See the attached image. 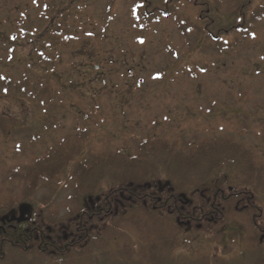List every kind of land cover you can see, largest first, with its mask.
<instances>
[{"label":"rangeland","instance_id":"obj_1","mask_svg":"<svg viewBox=\"0 0 264 264\" xmlns=\"http://www.w3.org/2000/svg\"><path fill=\"white\" fill-rule=\"evenodd\" d=\"M165 1L0 0V79L9 78L12 90L0 94V191L24 198L21 176L36 158L71 140L90 110L109 136L103 147L102 138L93 140L103 151L122 149L133 134L195 142L226 137L264 166V0H198L204 19L175 0L169 17L143 27L140 9L163 8ZM59 10L73 32L60 46L56 81L49 84L63 91L64 107L55 113L61 127L51 128L38 103L13 88L29 67L41 69L30 55ZM98 79L105 84L94 86ZM71 194L41 184L26 203L50 199L46 214L64 217L77 209ZM241 230L229 225L215 234L229 247L224 254L237 251Z\"/></svg>","mask_w":264,"mask_h":264},{"label":"trees","instance_id":"obj_2","mask_svg":"<svg viewBox=\"0 0 264 264\" xmlns=\"http://www.w3.org/2000/svg\"><path fill=\"white\" fill-rule=\"evenodd\" d=\"M174 1L143 6V27L169 17ZM184 1L204 19L198 0ZM64 16L59 10L37 38L42 45L30 56L41 69L29 67L13 88L38 103L51 128L61 127L55 113L64 107L63 91L49 84L56 81L60 46L73 32ZM10 81L0 79L1 95L12 91ZM81 118L71 140L36 158L21 176L24 198L0 191V217H19L23 205L29 209L27 221L0 229V264H264V166L251 151L226 137L195 142L152 134H133L122 149L103 151L92 144L109 138L95 111ZM41 184L70 188L77 209L62 217L46 214L50 199L28 205ZM229 225L240 226L242 234L237 251L224 254L229 247L215 234Z\"/></svg>","mask_w":264,"mask_h":264},{"label":"water","instance_id":"obj_3","mask_svg":"<svg viewBox=\"0 0 264 264\" xmlns=\"http://www.w3.org/2000/svg\"><path fill=\"white\" fill-rule=\"evenodd\" d=\"M29 213V209L27 207H21L20 210H19V217H8V216H5L3 218L0 219V221L4 224L5 222H18V223H21V222H25L28 220L27 218V215Z\"/></svg>","mask_w":264,"mask_h":264},{"label":"flooded vegetation","instance_id":"obj_4","mask_svg":"<svg viewBox=\"0 0 264 264\" xmlns=\"http://www.w3.org/2000/svg\"><path fill=\"white\" fill-rule=\"evenodd\" d=\"M5 216H6V215H5ZM7 216L10 217V218L15 217V215H7ZM2 217H4V216H1L0 219H1ZM5 224H8V222H6ZM5 224H3V223L0 221V225H1L0 229H1Z\"/></svg>","mask_w":264,"mask_h":264}]
</instances>
